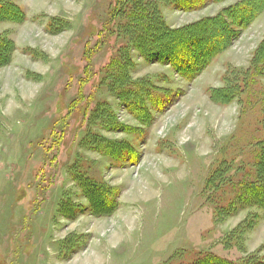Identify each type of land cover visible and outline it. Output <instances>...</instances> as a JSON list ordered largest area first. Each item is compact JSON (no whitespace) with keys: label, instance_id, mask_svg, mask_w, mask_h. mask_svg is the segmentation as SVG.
Listing matches in <instances>:
<instances>
[{"label":"rangeland","instance_id":"rangeland-1","mask_svg":"<svg viewBox=\"0 0 264 264\" xmlns=\"http://www.w3.org/2000/svg\"><path fill=\"white\" fill-rule=\"evenodd\" d=\"M7 1L24 17L0 21L13 45L0 67V264H191L205 252L237 262L259 248L264 212L216 205L264 140V69L244 72L264 10L188 78L141 55L115 0ZM149 1L178 28L239 0L191 11ZM229 85L231 102L211 100Z\"/></svg>","mask_w":264,"mask_h":264},{"label":"trees","instance_id":"trees-1","mask_svg":"<svg viewBox=\"0 0 264 264\" xmlns=\"http://www.w3.org/2000/svg\"><path fill=\"white\" fill-rule=\"evenodd\" d=\"M178 10L191 11L201 8L206 0H166ZM221 1V0H211ZM264 10V0H239L224 9L219 17L169 28L160 16L156 4L149 0H115L116 14H122L128 20L131 29L137 30L135 47L143 57L156 58L166 62L180 74L190 78L201 71L210 59L218 52L227 48L232 38L245 28ZM24 17L17 5L7 0H0V21H20ZM230 19V22L226 20ZM208 21L211 29H206L202 23ZM226 35L224 36V34ZM224 33L223 35H221ZM11 41L0 37V67L7 64L12 52ZM257 66L264 69V38L254 50L248 66L244 69L246 75L253 81V71ZM251 75V76H250ZM250 80V82H251ZM238 94L236 86H225L212 90L210 98L215 103L226 104ZM129 101V100H128ZM127 101V102H128ZM125 102V103H127ZM137 102L133 99L128 103ZM127 103V104H128ZM222 173L221 164L208 178V184L215 181L216 175ZM252 178L248 180V176ZM235 196L226 205H216V213H232L238 206L257 207L264 212V140L258 141L253 151L252 167L246 170L245 176L237 181ZM231 209V210H230ZM230 210V211H229ZM245 218L237 229H248L253 225L257 214ZM264 248V242L259 248L242 261H230L205 252L195 258L191 264H264V254L259 255Z\"/></svg>","mask_w":264,"mask_h":264}]
</instances>
